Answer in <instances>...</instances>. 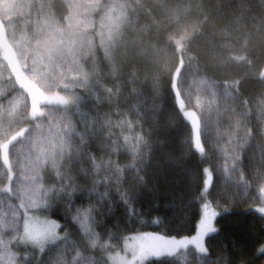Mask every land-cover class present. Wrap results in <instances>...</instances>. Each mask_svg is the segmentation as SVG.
<instances>
[{"label": "trees", "instance_id": "obj_1", "mask_svg": "<svg viewBox=\"0 0 264 264\" xmlns=\"http://www.w3.org/2000/svg\"><path fill=\"white\" fill-rule=\"evenodd\" d=\"M0 20L34 84L79 80L76 103L101 136L128 135L133 144L141 138L138 160L147 184L136 185L131 174L123 179L130 192L140 193L130 202L139 214L113 207L109 225L95 229L104 232V247L136 232L190 236L202 202L194 179L202 154L191 149L197 119L212 159L207 196L214 207L220 203L217 232L206 236L204 254L188 247L143 264H228L238 253L249 264H264L260 214L252 204L259 202L258 190L236 188L240 165L229 158L226 172L220 151L243 149L247 173L250 154L258 162L264 150V0H0ZM0 68L2 97L10 74L1 58ZM50 107L53 127L65 120L79 126L64 115L75 116L72 102ZM182 202L191 206L183 211ZM157 205L159 211H151ZM172 205L181 214L174 215ZM117 218L110 235L106 229Z\"/></svg>", "mask_w": 264, "mask_h": 264}, {"label": "snow or ice", "instance_id": "obj_2", "mask_svg": "<svg viewBox=\"0 0 264 264\" xmlns=\"http://www.w3.org/2000/svg\"><path fill=\"white\" fill-rule=\"evenodd\" d=\"M21 70L19 63L7 66V91L0 97V264H142L149 253L135 248L132 241L147 233H132L124 238L123 249L113 251L104 247L107 241L101 243L104 232L95 230L109 225L113 207H122L126 215L139 214L130 202L135 203L140 193L130 192L123 179L131 174L136 185L147 184L143 161L138 160L141 138L137 136L133 144L128 135L105 132L101 136L90 113L79 105L74 117L70 112L64 114L69 120H78V127L68 123L53 127L51 110L46 112L41 105L59 104L61 99L44 93L40 85L26 86L17 79ZM191 149L196 155L202 154L194 179L200 189L196 200L203 203L190 236L172 239L205 247V234L217 232L213 218L220 203L217 200L214 207L206 198L213 180L212 159L195 132ZM220 151L226 172L229 158L233 165H240L239 175L233 177L236 188L258 190L259 203L252 204L260 214L259 248L264 250V150L258 162L250 154L247 173L243 149L238 154L234 149ZM219 167L217 157V170ZM231 171L236 172V168ZM255 191L252 200H256ZM190 206L182 202L181 209L186 211ZM151 211L158 212L159 206ZM170 211L181 214L175 205ZM118 220L106 229L110 235L111 229L118 228ZM129 250L131 261L126 259ZM97 251L100 257L95 255ZM228 264L249 262L238 253Z\"/></svg>", "mask_w": 264, "mask_h": 264}, {"label": "rangeland", "instance_id": "obj_3", "mask_svg": "<svg viewBox=\"0 0 264 264\" xmlns=\"http://www.w3.org/2000/svg\"><path fill=\"white\" fill-rule=\"evenodd\" d=\"M5 37H6L5 27L3 25V22L0 20V58L2 59L3 62H5L7 64V66L9 64H12V63H19V65L21 66V69H22V63H20V61L18 60L17 54L14 51L13 46L10 45V42L8 40L7 41L5 40ZM36 56H39L40 60L42 59L41 52L36 53ZM175 73L177 74V71ZM176 74H174V81L176 78ZM17 79H20L21 82L24 83L26 86H30V85L34 86L35 85L34 82H32L30 80V77L28 76V74H25L23 69L17 74ZM78 81H75L72 78H67L61 84V86L59 85L62 88H65V89L67 88L66 90L56 89L57 87H59L56 84H54L53 87H48V85H45V82H47V81L41 82L40 79H38L35 83L42 87V90L44 91V93L51 95L53 97H59L61 99V103H63V104L64 103L67 104V103L72 102L73 107L76 108L75 106L77 105V103H76L77 95H76L74 89L81 87V83ZM70 88H72V89H70ZM50 106L51 105H46V104L41 105V107L43 109H45L46 112L51 110V113H52V110L54 108L50 107ZM51 118L52 117L50 116L49 119H51ZM196 121H197V119H196ZM196 121L194 120L195 128H196L195 132L198 134V130H197L198 124ZM66 122H67V120L64 121V124ZM60 128H61V125H60ZM210 187H211V185H210ZM207 194L208 193H206V196H207ZM206 198L210 202L208 196ZM201 203H203V200ZM254 209H255V206H254ZM217 213H218V210H217ZM215 219H216V217L213 218V225L216 228ZM140 233H147L148 235L136 237L132 241V245L135 248H137L138 250L149 253V255H147L146 258L143 260L142 264L151 258H158V257L164 256V255L170 256V255L175 254L177 251L184 250L188 247H192L196 252H198L200 254H204L206 252V236L211 234V233L205 234V238H204L205 247H195L190 241L188 243H177L175 240L172 239V238H184V237L163 236V235H159V234H152L150 232H140ZM123 246H124V240L121 242L120 245L113 247L112 249H113V251H115L116 248L123 249ZM260 251H264V250L260 249ZM157 253L159 254L158 256H157ZM126 259L128 261L132 260L131 250H129V253H128Z\"/></svg>", "mask_w": 264, "mask_h": 264}]
</instances>
